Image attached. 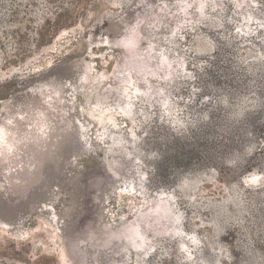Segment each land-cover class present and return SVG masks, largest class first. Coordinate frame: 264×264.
Returning a JSON list of instances; mask_svg holds the SVG:
<instances>
[{"label":"rangeland","instance_id":"rangeland-1","mask_svg":"<svg viewBox=\"0 0 264 264\" xmlns=\"http://www.w3.org/2000/svg\"><path fill=\"white\" fill-rule=\"evenodd\" d=\"M0 264H264V0H0Z\"/></svg>","mask_w":264,"mask_h":264},{"label":"trees","instance_id":"trees-1","mask_svg":"<svg viewBox=\"0 0 264 264\" xmlns=\"http://www.w3.org/2000/svg\"><path fill=\"white\" fill-rule=\"evenodd\" d=\"M178 129H180V128H178ZM179 134H182V130L179 131Z\"/></svg>","mask_w":264,"mask_h":264}]
</instances>
